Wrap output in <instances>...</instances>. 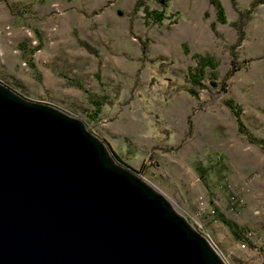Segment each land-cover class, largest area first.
Listing matches in <instances>:
<instances>
[{
    "label": "rangeland",
    "instance_id": "374dc122",
    "mask_svg": "<svg viewBox=\"0 0 264 264\" xmlns=\"http://www.w3.org/2000/svg\"><path fill=\"white\" fill-rule=\"evenodd\" d=\"M141 1L0 0V81L111 138L180 214L205 223L229 264H247L235 230L264 232V1L222 0V22L210 0H169L175 15L161 23L149 12L162 4ZM195 52L219 60L221 95L189 90Z\"/></svg>",
    "mask_w": 264,
    "mask_h": 264
},
{
    "label": "water",
    "instance_id": "95a60500",
    "mask_svg": "<svg viewBox=\"0 0 264 264\" xmlns=\"http://www.w3.org/2000/svg\"><path fill=\"white\" fill-rule=\"evenodd\" d=\"M135 172L82 119L0 81V264H229Z\"/></svg>",
    "mask_w": 264,
    "mask_h": 264
},
{
    "label": "trees",
    "instance_id": "16d2710c",
    "mask_svg": "<svg viewBox=\"0 0 264 264\" xmlns=\"http://www.w3.org/2000/svg\"><path fill=\"white\" fill-rule=\"evenodd\" d=\"M158 1L162 4V8H151L149 13H150L151 19H153L156 22L161 23L166 19H170L172 15H175V12H168L166 10V8L169 6V0H158ZM210 1L216 6L217 18L222 22H226L227 14H226V9H225V6L222 0H210ZM263 1L264 0H255L253 4L255 5L257 2L260 3ZM141 5H142V1L137 0L135 4V9H139ZM144 10L145 11L149 10V7L147 5H144ZM20 45L23 47L24 42L22 41ZM39 45L32 50V53L40 47ZM185 47L188 50V46L185 45ZM193 56L194 58H196V64L190 65L188 69V74H189L191 82L197 86H190L189 90L195 93L196 95H199L201 91L199 89L208 88L210 90V94H212L214 97H215V94L221 95L222 93H224L227 89V86L224 84H220V86H217L219 83L217 81L218 74H217L216 68L219 65V60L213 54H210V53L195 52ZM32 64L35 67V63L32 62ZM208 67L211 68L210 75L207 74ZM93 101L100 106L101 101L99 99H95ZM227 103L235 115L239 130L242 133H250V131H248V126L243 118V106L239 102L234 101L232 98H228ZM99 109L97 111H99ZM94 113L97 114V112H94ZM111 149H112V153L114 157L118 160V162L125 164L128 167H131L128 163H126L123 160V157L121 156V154L118 153L112 147V145H111ZM241 231H242V227L238 226L237 230H235L236 237L241 236Z\"/></svg>",
    "mask_w": 264,
    "mask_h": 264
},
{
    "label": "built area",
    "instance_id": "2783aa9c",
    "mask_svg": "<svg viewBox=\"0 0 264 264\" xmlns=\"http://www.w3.org/2000/svg\"><path fill=\"white\" fill-rule=\"evenodd\" d=\"M209 212L213 219L216 220L217 209L213 207ZM199 213L202 214L203 212L199 211ZM194 225L209 237L208 228L202 220L195 219ZM237 238L238 246L247 255V264H262L264 262V232L245 229L241 231V236Z\"/></svg>",
    "mask_w": 264,
    "mask_h": 264
},
{
    "label": "crops",
    "instance_id": "0c3cea01",
    "mask_svg": "<svg viewBox=\"0 0 264 264\" xmlns=\"http://www.w3.org/2000/svg\"><path fill=\"white\" fill-rule=\"evenodd\" d=\"M101 101V100H100ZM102 102V101H101ZM53 104V103H52ZM100 107H101V104H100ZM101 109V108H100ZM99 109V110H100ZM93 116H96L97 114H92ZM102 138H104V139H106L107 141H109L110 143H111V145H112V141H111V138H109V137H107V136H104V137H102ZM113 146V145H112ZM114 148V147H113ZM115 149V148H114Z\"/></svg>",
    "mask_w": 264,
    "mask_h": 264
}]
</instances>
